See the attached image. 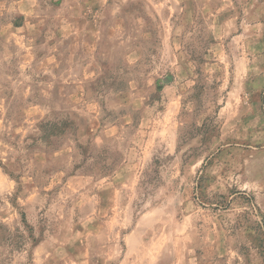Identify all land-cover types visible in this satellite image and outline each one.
<instances>
[{
  "label": "rangeland",
  "instance_id": "1",
  "mask_svg": "<svg viewBox=\"0 0 264 264\" xmlns=\"http://www.w3.org/2000/svg\"><path fill=\"white\" fill-rule=\"evenodd\" d=\"M0 264H264V0H0Z\"/></svg>",
  "mask_w": 264,
  "mask_h": 264
}]
</instances>
